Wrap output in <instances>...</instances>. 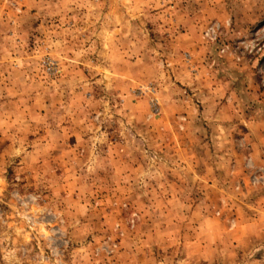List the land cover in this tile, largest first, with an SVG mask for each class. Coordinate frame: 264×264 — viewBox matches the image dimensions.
Listing matches in <instances>:
<instances>
[{"label":"clouds","instance_id":"9594fccd","mask_svg":"<svg viewBox=\"0 0 264 264\" xmlns=\"http://www.w3.org/2000/svg\"><path fill=\"white\" fill-rule=\"evenodd\" d=\"M0 264H264V0H0Z\"/></svg>","mask_w":264,"mask_h":264}]
</instances>
